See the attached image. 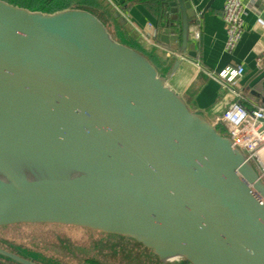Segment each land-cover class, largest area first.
<instances>
[{"label": "water", "instance_id": "obj_1", "mask_svg": "<svg viewBox=\"0 0 264 264\" xmlns=\"http://www.w3.org/2000/svg\"><path fill=\"white\" fill-rule=\"evenodd\" d=\"M159 7L155 40L179 54L167 74L89 8L0 0V227L125 236L162 264H264L263 179L169 83L182 55L198 58L197 9L192 0Z\"/></svg>", "mask_w": 264, "mask_h": 264}, {"label": "crops", "instance_id": "obj_2", "mask_svg": "<svg viewBox=\"0 0 264 264\" xmlns=\"http://www.w3.org/2000/svg\"><path fill=\"white\" fill-rule=\"evenodd\" d=\"M111 1L153 48L144 49L135 37L123 30L117 20V25L111 21L118 40L139 45L147 55H151L148 56L160 72L167 74L177 56L155 40L154 31L161 14L159 0ZM192 1L198 13L190 25V35L197 43L198 58L182 55V62L169 78L171 86L183 96L191 110L202 113L213 122L216 115L236 99L231 87H224L218 82L217 74L228 65L243 64L245 73L233 88L244 96L243 103L246 106L264 104V63L261 67L257 63V57L264 52V0H243V33L232 52L225 49L226 24L222 18L225 0ZM73 6L81 5L72 4L69 7ZM196 26L200 29L199 39L194 38ZM119 27L122 31H119Z\"/></svg>", "mask_w": 264, "mask_h": 264}, {"label": "rangeland", "instance_id": "obj_3", "mask_svg": "<svg viewBox=\"0 0 264 264\" xmlns=\"http://www.w3.org/2000/svg\"><path fill=\"white\" fill-rule=\"evenodd\" d=\"M99 2L100 7H85L92 10L118 39L110 23L113 21L117 25L116 19L112 18V13L103 2ZM119 29L122 31L120 27ZM123 30L125 31L124 28ZM0 230L15 238L22 246H30L56 256V259L63 260L62 264H90L91 260H96L99 264H162L150 249L134 239L106 235L84 227L40 223L2 226ZM53 257L50 258L55 259ZM182 263L190 264L183 259Z\"/></svg>", "mask_w": 264, "mask_h": 264}, {"label": "built area", "instance_id": "obj_4", "mask_svg": "<svg viewBox=\"0 0 264 264\" xmlns=\"http://www.w3.org/2000/svg\"><path fill=\"white\" fill-rule=\"evenodd\" d=\"M244 12L243 0L224 1L222 18L226 24L225 49L228 52L235 49L242 37ZM194 38H200L198 26L194 28ZM170 53L179 55L171 49ZM257 63L260 67L263 65L264 52L257 57ZM244 73V65L238 64L228 65L217 74L218 82L224 87H231L236 99L216 115L212 123L221 135L231 139L234 147L245 152L264 181V104L246 106L244 96L233 88Z\"/></svg>", "mask_w": 264, "mask_h": 264}, {"label": "flooded vegetation", "instance_id": "obj_5", "mask_svg": "<svg viewBox=\"0 0 264 264\" xmlns=\"http://www.w3.org/2000/svg\"><path fill=\"white\" fill-rule=\"evenodd\" d=\"M40 224V223H31ZM52 224V223H49ZM105 234V233H104ZM114 235V234H106ZM15 238L10 237L9 234H5L3 230H0V264H62L63 260L53 257L51 254H47L43 250H37L30 246H22ZM132 239V238H131ZM152 251V250H151ZM43 253V254H42ZM53 257L55 259H52ZM27 262V263H26ZM90 264H99L96 260L89 261Z\"/></svg>", "mask_w": 264, "mask_h": 264}, {"label": "trees", "instance_id": "obj_6", "mask_svg": "<svg viewBox=\"0 0 264 264\" xmlns=\"http://www.w3.org/2000/svg\"><path fill=\"white\" fill-rule=\"evenodd\" d=\"M11 3L25 6L31 10H42L45 12H53L56 10L64 9L66 7L71 6L72 4H78L81 6H93L100 7V2L98 0H7ZM130 46L135 47L145 54V50H143L139 45L134 42H127ZM149 55V54H148ZM151 57V55H149Z\"/></svg>", "mask_w": 264, "mask_h": 264}]
</instances>
